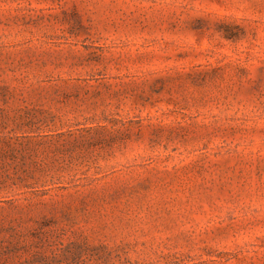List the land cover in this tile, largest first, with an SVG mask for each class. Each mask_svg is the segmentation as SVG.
Masks as SVG:
<instances>
[{"label": "rangeland", "instance_id": "rangeland-1", "mask_svg": "<svg viewBox=\"0 0 264 264\" xmlns=\"http://www.w3.org/2000/svg\"><path fill=\"white\" fill-rule=\"evenodd\" d=\"M0 264H264V0H0Z\"/></svg>", "mask_w": 264, "mask_h": 264}]
</instances>
